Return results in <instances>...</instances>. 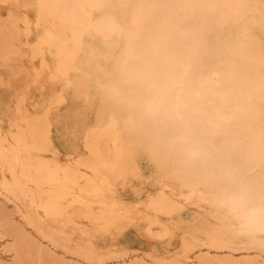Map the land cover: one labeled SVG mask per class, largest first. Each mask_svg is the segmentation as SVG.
Listing matches in <instances>:
<instances>
[{
    "label": "bare ground",
    "instance_id": "bare-ground-1",
    "mask_svg": "<svg viewBox=\"0 0 264 264\" xmlns=\"http://www.w3.org/2000/svg\"><path fill=\"white\" fill-rule=\"evenodd\" d=\"M1 1L0 83L48 93L18 95L0 118V264H125L135 252L99 253L89 237L144 223L171 240L184 229L182 258L158 264L264 257V0ZM62 105L82 132L66 162ZM145 183L155 191L133 203L119 193Z\"/></svg>",
    "mask_w": 264,
    "mask_h": 264
},
{
    "label": "rangeland",
    "instance_id": "rangeland-1",
    "mask_svg": "<svg viewBox=\"0 0 264 264\" xmlns=\"http://www.w3.org/2000/svg\"><path fill=\"white\" fill-rule=\"evenodd\" d=\"M0 5L2 8V9L0 8V21H3L6 23V22H8L9 14L12 11L1 0H0ZM19 26L21 27L22 24L19 23ZM17 64L19 66H21L23 69H33L34 67L37 66V62H31L27 57H23V58L19 59ZM6 76H7L6 70L4 69V67H0V77L6 79ZM33 89L35 92H32ZM9 90L11 91V93L9 92ZM5 91H7V92H5ZM29 92H31L32 95H31V93L29 94ZM41 92H44V93L47 92L48 93V90L45 87H43V89H41L36 84H33L31 82H28V81H24V80H13V81H11L10 86H7L5 84L0 83V118H2V120H3V118L10 117L13 114L11 107H14L15 102H16V97L18 95L24 94L27 103L32 102L35 97H36L35 99H38L40 102H43L44 100L42 99V96H44V95L40 96ZM7 95H8V97H7ZM29 95H30V97H29ZM36 95H38L39 97ZM67 108H68L67 105H62L60 107L59 117L61 116V118L63 120H62L61 124H59V126H57V131L55 132L56 146L59 148V150L61 149L60 153H59V159L63 162H66L68 160V156H69L68 153L75 152V151L78 152V151L82 150V148H81L82 147V144H81L82 132L77 134V136L75 138L73 135H71L67 131V124L65 122L66 119H64V117L67 115L66 114ZM92 118L93 117L91 114L88 115L87 116V123H91ZM4 121H6V119ZM4 123H6V122H4ZM77 126H79V125H77ZM135 183L138 184L137 181L134 182L133 184H135ZM133 186H131V187L127 186L125 189H121L119 191L123 200L128 202V203H133L134 201L139 200L140 198H143L147 191L153 192V191H155V188H156V187H152L151 183L150 184L145 183L143 185L145 188L144 193H140V194L136 195V193H133V191H134ZM130 188H132V190ZM192 206L191 205L188 206L187 212L191 213L194 211V209L197 210L194 205H192ZM188 214L189 213H185L184 215L187 217ZM134 225L135 224L129 225L131 227L127 226L128 228L126 227V230L124 229L123 232L122 231L117 232L118 235H117V233L115 235V232L112 234L110 233V234H105V235L93 234V235H91L92 237L91 236L89 237L88 242L93 244L96 247L97 252H99V253H112V252L120 251V250H123L126 248L135 252V255L131 259L127 260V262L125 264H132V263L137 262V261H143L147 264H158L156 262H158L159 260H161L163 258H169V259H172V258L181 259L182 258L181 257V245H182V236L184 234V229H182V228H180L181 230L179 228H178L179 230L176 229L175 236L171 240V238H159L157 236H152V235L147 234L145 229H144L145 228L144 226L146 225L145 223L141 224L140 227L136 226V225L134 226ZM137 228H138V232H140V234L138 232H136ZM155 230H157V229H155ZM114 235H115V237H114ZM145 236H146V238H143ZM113 237H114V239H113ZM147 238H149V239H147ZM83 240H85V239L82 238L81 236L76 235V236H74V239H73L71 244L73 246L76 244L81 245L83 243ZM164 241H165V243H163ZM167 241H168V244H166ZM85 242L86 241H84V243ZM6 243H7L6 237H3V238L0 237L1 246H4ZM109 243L111 246L109 245ZM149 243H151V245ZM168 245H170V246H168ZM205 253L206 252L203 251V252H201V255H203L204 258L207 259L205 262L206 264H212V262L215 261L216 259L217 260H223L225 262L229 259L239 260L242 264L245 262V259L248 260L249 258L254 260L250 264H262L264 261V257H259L256 253L246 255V254H243L242 252H235L234 254H230L229 252H218L217 253L215 251H212L209 255V258L206 257V255H204ZM65 255L67 257L66 260L71 262L72 264H89V263L84 262L81 259H78L77 257H70L68 254H65ZM263 256H264V254H263ZM47 263L52 264L51 261H48ZM109 264H121V263H118L116 261H110ZM190 264H199V263L196 261L195 258H191Z\"/></svg>",
    "mask_w": 264,
    "mask_h": 264
}]
</instances>
